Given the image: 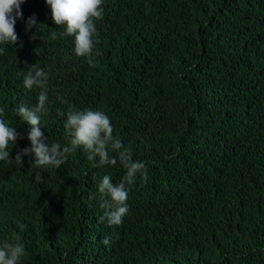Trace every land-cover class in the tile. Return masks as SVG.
Listing matches in <instances>:
<instances>
[{"label":"trees","instance_id":"16d2710c","mask_svg":"<svg viewBox=\"0 0 264 264\" xmlns=\"http://www.w3.org/2000/svg\"><path fill=\"white\" fill-rule=\"evenodd\" d=\"M20 8L16 45L0 44V108L20 137L10 159L30 146L16 109L38 103L23 84L36 64L44 143L71 147L70 107L101 111L148 178L126 185L128 214L109 226L98 185L121 182L118 159L0 161V247L23 244L18 264H264V0H102L94 66L46 0Z\"/></svg>","mask_w":264,"mask_h":264},{"label":"clouds","instance_id":"9594fccd","mask_svg":"<svg viewBox=\"0 0 264 264\" xmlns=\"http://www.w3.org/2000/svg\"><path fill=\"white\" fill-rule=\"evenodd\" d=\"M24 2L25 0H0V44L16 45L18 37L15 32V23L18 18L23 17L20 6ZM46 4L50 6L51 19L55 25L65 28L61 35L74 37L75 55L87 58L89 65L94 66L93 49L96 34L94 20L102 18V0H46ZM36 26L35 16L29 17L26 21V30ZM3 51L4 49L0 48V53ZM47 81V72L36 64L29 67L24 76L23 84L26 89L30 90L35 86L42 91L34 107L20 106L16 109V115L27 122L31 130L27 136L30 146L19 150L14 159H10L9 145H15L20 137L16 128L6 123L5 109L0 108V161L22 164V157L28 156L32 158L34 168L47 166L59 168L66 162L68 154L77 149H82L87 154V159L93 162L94 167L115 165L118 159L125 169L121 182L113 184L111 177L104 175L98 185V191L101 194L100 207L104 209V215L100 220L103 222L106 218L109 226H118L129 211L126 185L133 184L138 175L143 181H147L145 164L141 161H133L130 149L123 146L119 137L113 136L109 117L101 111L92 109L69 108L64 128L66 134L71 137V147L62 148L59 143L46 145L40 126L41 114H46L48 110L46 108ZM110 151L116 155L111 156ZM109 242L108 237L102 240L106 246ZM24 254L23 244L4 243L0 247V264H18Z\"/></svg>","mask_w":264,"mask_h":264}]
</instances>
